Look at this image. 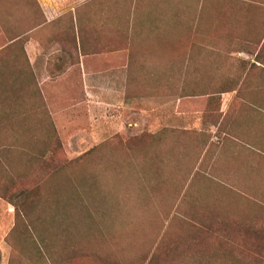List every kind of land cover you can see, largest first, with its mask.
<instances>
[{"label":"rangeland","instance_id":"obj_1","mask_svg":"<svg viewBox=\"0 0 264 264\" xmlns=\"http://www.w3.org/2000/svg\"><path fill=\"white\" fill-rule=\"evenodd\" d=\"M97 3L91 21L109 18L115 38L113 26L129 25L134 57L123 71L83 57L84 69L76 51L49 78L41 130L34 119L31 138L0 132V264H264V156L249 173L226 171L232 157L216 148L191 154L176 133H154V116L171 111L140 102L170 82V71L151 68L157 56L168 67L170 38L258 36L264 0ZM34 9V0H0V85L32 71L24 46Z\"/></svg>","mask_w":264,"mask_h":264},{"label":"crops","instance_id":"obj_2","mask_svg":"<svg viewBox=\"0 0 264 264\" xmlns=\"http://www.w3.org/2000/svg\"><path fill=\"white\" fill-rule=\"evenodd\" d=\"M97 2L34 0L35 16L26 18L31 30L24 46L32 71H18L25 77L23 82L16 79L11 85H0V124L10 127L1 133L11 138H31L39 129L30 130L25 125L34 119L41 130L42 116L47 115L50 106L49 78L68 71L76 51L81 60H107V69H129L134 57L129 47L131 29L117 22L113 27L122 36L115 38L111 36L114 31L108 25L109 18L99 26L93 23ZM36 29L39 32L33 35ZM164 51H168V67L161 66V56H157L151 68L170 71V82L158 81L152 97L140 98L143 105L154 110L171 111L168 118L154 116V133H176L180 146L191 154L216 148L225 157H232V162L225 161L226 171H253L256 156H264V32L217 39L174 37ZM81 64L85 69L83 60ZM144 68V64L140 66ZM171 71H187L184 82H173ZM244 155L248 160L240 163L238 158Z\"/></svg>","mask_w":264,"mask_h":264},{"label":"trees","instance_id":"obj_3","mask_svg":"<svg viewBox=\"0 0 264 264\" xmlns=\"http://www.w3.org/2000/svg\"><path fill=\"white\" fill-rule=\"evenodd\" d=\"M57 141V144H59L60 145V141H59V139H57L56 140ZM0 196H5V195H3L2 193H0ZM76 251H77V249H76V247H72V248H70L69 250H67L66 251V254H65V256H66V259H68V260H73L75 257H76ZM80 252V256L81 257H88V252L87 251H84V250H82V249H80L79 250ZM82 251V252H81Z\"/></svg>","mask_w":264,"mask_h":264}]
</instances>
